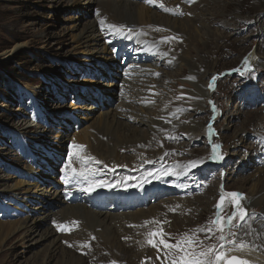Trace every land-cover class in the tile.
Here are the masks:
<instances>
[{
	"label": "rangeland",
	"instance_id": "374dc122",
	"mask_svg": "<svg viewBox=\"0 0 264 264\" xmlns=\"http://www.w3.org/2000/svg\"><path fill=\"white\" fill-rule=\"evenodd\" d=\"M182 1L183 0L175 3L173 0H169V1L162 0V5L164 6V8H167L168 11L163 10V8L161 7L160 9H158L156 6H153L151 10H154L163 16L164 15L169 16L173 19L195 20L196 15L192 16L190 10L194 6L199 5L204 0H194L193 4L188 6L186 5L187 0L183 2ZM257 1L258 0H223V1L220 0L219 3H217L218 7L213 9L215 12L223 9L221 10V12H219V15L226 17L225 23H229V22L232 23L234 22L235 18L237 19L235 20L237 23L236 28L235 29L232 28L229 31L227 29H224V24L211 25V29L214 31V33L219 32V33H223L224 35H229L230 33H234L236 35L227 40L220 41L219 43H217V46L212 45V47H209L208 50L211 52L212 56L209 58V61L207 62L205 61L206 64L199 62L201 57L198 56L199 55L198 53L193 54V58H194L193 62L197 63V68L201 64H203V68H201L200 71L201 74L206 73L205 71L208 70L207 68L209 67L210 62L212 64L213 63L217 64L214 70L211 71L209 77L206 78L205 80L206 82L204 84V86H207V84L212 78L213 79L216 78L218 80V82H216V88H215L216 92L214 94L215 99H212L211 101L208 102L210 105H212L214 102L215 106L211 107L206 103V101H203L206 103V104L204 103L206 109L205 113H202L201 115H197V118H195L194 116L192 118L190 114L185 115L182 117L183 119L182 122L178 121L176 124L174 123V125L171 127L173 128L175 125L178 128L187 127L189 125L188 123H190L192 119L194 121V118L196 120L200 116H202V118L203 116L204 117L209 116V121L207 125L203 126L205 129V133L203 134L202 138L192 143H190L191 139L188 136H184L183 134L177 131L175 132L171 131L169 133L163 134L165 135L164 136L165 139H169L171 141L172 143L171 150L176 153H180L182 151L181 154L184 155V158L173 159L168 163H161L158 161V159L156 160L157 156H155L156 154H160L161 151L159 153L158 152L150 153L148 155L149 161L156 160L158 166L156 164L153 165L151 163H148L147 166L148 171L155 172L157 169L160 168L161 164H164L165 166L169 167L172 165H179L183 160L201 159V158L209 157L210 154L206 150L210 151L212 147L210 142H212L214 140V137L216 136L215 132L211 129L213 128L214 124H215V129L216 128L219 129L220 123L223 122L222 119H219L220 118L219 111L217 113L218 108L220 110V105L218 102L221 101L222 102L221 104L224 103L225 108H228L229 110L232 108V106L233 107L235 106L236 108V105H233L232 98H233L234 89L237 84H241V88H244V85L246 84L247 86L250 87V85L259 82H261L260 85H264V63H260L261 67L257 68L259 70H255V71H252V69L256 68L257 66H260V64H256L252 68L243 65L245 63V59L250 54H252L253 52L256 53L258 51L259 46L257 47V44H260L261 35L263 34L264 31V0H263V5L262 3H258ZM178 4L182 6V8L180 7V9L181 12H183V16L181 18L174 17V16H178L176 12L174 16H170L168 12H170V10L173 8H177ZM140 5L146 7L141 3ZM211 7L212 5L210 6V9ZM81 11L82 8L80 9V6L75 0H0V223L2 224V226L0 227V264H40V262L44 258V255L47 254L45 247L41 245H33V243L35 244L37 242V239L39 240L38 234H35V236L32 237L31 236L28 237L27 235H25L24 232L13 234L9 230V228H7V226H9L10 224L15 225L18 223V221L28 219L27 216L28 214L22 216L24 211L26 210L29 211L30 209L31 211H33L32 208L41 205L39 201H33L34 203H31L32 201L31 202L28 201V199L36 200L35 197L38 198L37 200L41 198L40 196L34 194L36 186H41L43 188H51L52 191L54 192L55 188L53 189L52 187H54L55 184L59 183V180L62 178L63 175L62 162L61 163L58 162L57 160L58 157H56L57 151L60 150L59 149L60 143L58 142L59 132L56 129V125L55 126L52 125L46 128L43 122L40 123L39 115H43L44 117H46L48 112L52 110L54 111L55 106H66V107L68 106L67 107L68 110L70 109L69 106H71L73 100H75L76 97H81L84 95L90 96V100L87 101L86 105H94L96 107V103L98 101L97 96L106 95L103 92L105 88H108L106 87V85L109 84L106 82H102L101 80L94 79V76H97L95 71L98 69L99 64L98 66L96 63L95 66H90L91 64L90 65L86 64L85 61H88L87 56L89 55L85 52L88 51H86L85 45L83 44V42L79 40L78 37L79 33L82 31V28L86 22H90L89 20L101 21L102 19L97 18L98 11L95 8H93V10H90L88 14ZM81 16L84 17L80 19ZM151 20H153V18H151ZM201 20H206L207 24L209 23L208 21H210L207 20L205 17L202 18ZM219 21L223 22V18L222 17L219 18ZM251 21H253V23ZM203 23L204 22L202 21L201 22L198 21L196 26V28L202 30L199 31L201 32L200 37L201 38H204L205 36L210 37V34L207 32V29H209L207 28L208 25ZM250 27L252 28L250 29ZM140 28L143 31L148 28L155 29L152 32L150 31L151 36L144 34L146 38L151 40H156L154 39L155 38L154 36H158L156 37L157 40L159 39L165 40V38L168 37H175L176 39H171V40H173L176 43V47L179 52L178 55L180 57L183 55L184 51H187L186 49H188L187 38H185V36L182 34L173 33L172 29H168L159 25H146V24L140 25ZM157 29H163V31H158ZM195 36H199V35L195 33ZM217 39L218 37L214 38L215 42H218ZM112 40H113L112 37H107L102 42V44L105 45V43H109ZM212 42L213 41H211V43ZM18 45H22L23 47L19 49H15ZM160 45H161V41H160ZM106 46L109 47L110 45L106 44ZM121 46L122 45L120 43H115L114 48L118 51ZM198 47L201 48L202 43L198 44ZM117 51L115 52L113 51L111 55L112 58H113V54L117 55L116 53ZM206 53L208 52H204L202 50L200 56L202 55V57L204 58H207V56L209 57V55ZM118 59H120V57L114 60L118 61ZM123 59H124L123 54H121V60ZM136 62H140V61H136ZM169 62L171 63L172 61ZM177 63L178 61L176 62V64ZM176 64L168 70L166 69L167 67L163 65L165 66L164 68L155 71V73L162 72L164 78L162 76L160 79H157V76L153 75V73L148 74L151 77H155L153 80H151L153 81V83H150L149 78L145 77L146 80L143 82V84H138L137 82H133L129 84L127 88L132 89V92L135 91H149L151 93L154 92L155 94H158L160 100L164 99V102L168 100V103L173 104L174 106L175 101L178 102L180 99L184 97L189 98L193 96V94L190 93L192 91V88H189L188 86L195 82L193 79H188L193 75L190 73L191 72L190 69H186L182 73V77L181 79H179L178 83H176L173 79L167 80L166 83L170 84L171 86H174V88L169 89L167 92H164L163 89L160 88V85L156 84V81L160 82L161 80L166 78V73L174 72L175 71L174 68L176 67ZM142 65H143L142 62L138 64V66H142ZM147 65L150 66V64ZM179 65L180 63L178 64V66ZM148 66H144V67H148ZM137 69H140V67ZM114 70H116L117 72L120 71L119 67L115 68ZM150 71L153 72V70ZM84 72H89V73L88 75L84 76ZM98 73L100 72L98 71ZM175 74L176 73H173V76ZM114 75L121 76L118 73H114ZM228 80L230 81L231 86L230 84L227 83ZM121 82L124 84L127 83L124 79H122ZM181 82H183V84ZM194 84H198V80H196ZM100 86L102 87L103 91L102 90L100 91L99 89ZM206 92L207 89H205V92H203V94H206ZM247 95L248 97H251L252 100H255L259 96V88L255 87L254 91L252 93H248ZM44 98L46 101H48V103H50L51 106L50 108L49 107L47 108L48 105L45 106L47 110L45 109V107L42 106L43 103L45 102ZM22 100L24 101V103L21 102ZM64 100L67 102V105H60L59 101H64ZM108 100L109 99L107 98V101ZM78 102L80 103L81 101L78 100ZM164 102H160V104L156 103V106L153 107V110L151 109L156 114L154 121L158 123V125H154L153 145H154L155 135L160 134L161 129L167 130L169 128L168 125H165L162 122L160 123V121L158 120L163 112L165 113L168 112L164 108L166 107L164 106ZM21 103L22 105H20ZM178 103L179 104L191 103L192 105V102L188 101L187 99L179 101ZM256 105L252 104V107L250 109L245 111V113H242L243 115L240 116L241 118L239 120L236 119L235 121L237 126L232 127L230 131L224 133V128H222L223 130H221V132L217 131L219 140L217 142L212 143V144L218 143V145H221V149L223 150L222 152H225L223 153V155L226 156L228 154L226 157V161L234 159L233 163L236 171H238V169L236 168L237 165L241 163L243 158L246 159V154L248 153V151L252 150L251 148V136L253 134L252 126H254V123L256 122V118L255 116L252 115V113L255 112L256 110L258 111V108L255 109ZM132 107H134L137 110H147L144 107H139L137 105ZM101 108L100 109L98 108L97 109L98 111H95L94 114L90 115L92 121L98 120L101 114L111 110L110 107L108 106H106L105 108L103 107ZM185 108L189 110H193L190 109L189 107H185ZM18 109L22 110L25 114H28L29 112L30 114H32L31 117L29 118L27 115H25V117H17L18 114H20V112H17ZM168 109L170 113L173 111L172 106L168 107ZM183 109L184 108L173 111V117L176 118L178 115H181L179 112L183 111ZM207 110L209 112H207ZM80 111L82 110H79L78 112ZM233 111L235 112V110H232V112ZM260 111L264 114V111H262V109H260L259 112ZM87 114L89 113L84 112V115L87 116ZM76 115L79 116V113L74 114V116ZM188 116L190 118L187 120ZM216 116L218 117V119L214 123ZM248 116H250L251 118L249 117L250 119L246 121V124L244 125V127L247 128V131L245 132V134H243V141H239L238 149L229 150L228 147H230L231 144L235 142V140L226 139L225 142L227 143L228 145L227 146L225 142L221 141V134L222 136L232 135L236 131L237 127H239V124ZM130 119L135 120L134 123L137 121L135 117ZM83 120H85V123L81 126L80 129L81 131L89 127V123H91V120H89V122L86 119ZM27 121L31 122L32 124L30 125L32 126L31 128L37 130V137L32 136V134H34L33 131L31 132L30 130H27L23 132L22 129L25 127ZM206 127H210L208 131L209 133L206 132ZM44 130L47 132L44 133ZM9 133H12L13 137L7 136V134ZM91 133H93V131H91ZM41 137L49 140V143H47L49 144V146L41 147L44 146V144L38 142L39 140H41ZM208 138L209 140L211 139L210 142ZM185 139H187V142L185 141ZM260 140H262V137H259L257 141V145L259 147H260L259 144ZM1 141H4L5 144L2 145ZM204 141L206 142V144H204ZM31 146H33V149L39 147L43 150L44 148V151L41 154L37 155L38 164L33 166V171L29 176L24 174V172L16 173L15 169L19 171L21 170L23 171L26 169L27 164H25L23 161H20V159L25 161L31 160L30 155L27 154L25 156L23 154L24 152L28 153ZM34 151L36 152L37 150ZM138 153H139L138 157L144 156V152L142 151V149H139ZM238 153H240V155ZM121 156H123V154H121ZM134 161L135 160L131 161L128 166H132L134 164ZM118 162L120 164H123V160H119ZM47 164L49 165V167ZM143 165L144 163L140 162L139 168L142 167ZM221 169H225L227 171L226 166L222 167ZM243 171L247 173H242L243 176L240 178L234 176V173H230V174H226L225 178L222 179L223 185L228 186L227 187L228 191L229 190L239 191L236 190L237 187L236 185H238L237 184L238 181L246 180L250 176L254 175L250 184L247 185V188H250L253 185V183H255V181L260 178V174L263 173L262 172L259 174L258 173L259 171L253 170L252 167H249L248 170H246L245 168ZM224 174H225L224 171L218 172L219 177H223ZM190 177L191 176L188 173L187 175L179 176V178L175 176V180H169L165 177H163L162 180H168L169 184H173V183H180V184L184 183V185H189L190 183L197 184V182L195 180L193 181ZM151 179L152 178L150 177L146 178V180H151ZM188 179L189 182L185 184L184 180H188ZM19 181H23V182L26 181L27 183L33 182V184L30 186H26V185L24 186V189H30L31 191V194H29L27 198L25 197L23 198L24 194L22 193V190H20V188L17 189L16 191H12V188H14ZM34 183L36 184V186L34 185ZM62 186L63 185L61 184V187ZM18 192L19 193L21 192L20 195L22 196H19ZM245 194L249 195L248 192H245ZM195 195H198V193ZM171 196L173 195H169V197ZM174 196L182 198L181 196H177V194H175ZM197 198L199 199V195ZM197 198L187 194L184 198V204L187 201H195V199ZM216 198H217L216 191L215 189L211 188L210 195L204 197L205 199L204 202L206 203L208 202L209 199V204H211L209 208H204L203 210L202 207V210H200L199 212L193 215L192 213L193 209H189L191 211L187 210L186 212H184L183 210L185 208L182 205L175 212L165 211L164 213H162V218L166 224V229L168 233L167 239H165L167 244L175 245V241L178 240L180 234L183 232L187 233V230L194 232L193 230L197 228L207 227L209 225V221L214 219V217L210 214L211 211L215 210L216 205L219 201L218 200L215 204ZM62 203L64 205H67L64 202ZM80 204L83 203L80 202ZM150 205H148L147 207H149ZM247 209L249 214L255 213V218H262V216L260 215H262L261 212L264 211V204L263 203L260 204L259 202L257 205L255 204L253 209L251 208H247ZM61 210L62 208H58L54 210L53 213H57L58 211ZM96 212L102 213V215L107 218L108 215H112V214L114 215V213L112 212L110 214L108 210L102 212H98V211ZM231 212H232V208L228 207L224 210L223 216L227 217L228 215L231 214ZM34 214L32 217H29L30 218L29 220L31 222L34 221L35 218L40 216ZM10 215L12 216V218L9 217ZM17 216H19V218H17ZM175 218H179V220H181L182 222L184 221L183 223L180 222L177 228L174 226ZM237 220L239 219L237 218L236 220H234L233 224ZM48 227H49V223H47L45 227L41 228V230H45ZM171 227L173 228V230L178 231L173 236V240L171 239L172 236ZM52 230L54 231L56 236L61 237L62 240H67L68 237H72L73 235L71 234V236L68 235L66 236L67 234L66 231L63 232L60 230L56 232L54 229ZM241 230L239 231L237 230L236 235H239V232ZM216 234L218 236L220 235L218 231L216 232ZM235 239L240 242L239 236ZM209 241L210 238L208 237V235L204 233V240H202L203 244L196 245L195 250L201 251L203 249V246L206 243H209ZM80 244H81L80 241L72 240V245L74 246L72 250H75L78 253L80 250ZM95 249L98 252V247H96ZM171 250H172L171 257L173 259L175 251L174 248H172ZM166 252L170 253V250L167 247H166ZM106 254H108L111 257V262L120 261V259L115 258L112 255V253L107 251H102L100 255L104 256ZM116 254L119 255V258H121V254L117 252ZM134 254L135 256L133 258H130L129 261H126L127 262L126 264H164L163 262H165V261L163 262L160 261V256L165 254V251L163 250V244H160V247L157 245V247L151 246L142 249L141 251ZM56 256L57 255H55V257ZM52 264L55 263L53 262ZM165 264H169V261H167V263Z\"/></svg>",
	"mask_w": 264,
	"mask_h": 264
},
{
	"label": "bare ground",
	"instance_id": "6f19581e",
	"mask_svg": "<svg viewBox=\"0 0 264 264\" xmlns=\"http://www.w3.org/2000/svg\"><path fill=\"white\" fill-rule=\"evenodd\" d=\"M75 1L80 6V9L82 8V11L87 14L90 10H93V8L97 9L99 13L97 18L104 20L106 25L110 23L118 26L124 25L127 28L134 29L133 33L131 34L133 38L124 39L120 35H113L111 30H109L107 27L102 28L100 25V21L89 20L90 22H86L85 25L83 26L82 31L79 33L78 37L79 40L83 42V44L85 45L86 51H88L85 52L89 55L87 56L88 61L85 62L86 64L89 65L91 64L90 66H95L96 64L98 66L99 64L98 67L99 72L101 71L100 67L102 66L106 67L108 71V75L106 77H110L109 75L111 71H114V73H119L116 70H114L115 66L117 65V62H115V60L111 57L112 51L109 50V47L106 46L105 42H104L105 45L102 44V42L107 37H112L114 41H117L123 45H130L131 48L129 49V52L137 54L135 58L139 61H144V62L149 61V58L147 56H150L151 54H153V57L156 56L155 48H153V53H152L149 48L148 41H151L153 46L158 47L159 45V48L156 50L164 54L166 59L163 62V65L167 67V65L170 64L169 61H174L175 57L179 56L176 43L173 40L167 41L161 39L163 42L161 41V45H160V41H159L160 39L151 40L144 36V34L150 35V31L152 32L155 29L148 28L143 31L140 28V25L142 24L159 25L168 29H172L173 33L184 35L185 38H187L188 49L186 50L188 52L184 51L183 55L181 57L179 56L178 63L174 68L175 71L166 73V78L158 82V84L160 85V88H162L164 92H167L169 89L174 88V86H171L170 84L166 83L167 80L173 79L176 83H178L179 79H181L182 77V73L184 72V70L190 69L191 70L190 73L194 76L195 80H198V84L192 83L191 85L188 86L189 88H192V91L190 93L193 94L195 103H197L194 106L192 105L188 106L190 109H193L194 111L191 117L193 118L194 116L195 118H197V115H201L202 113L206 112L205 104L211 101L212 99H215L214 94L216 92L215 91L216 82H218L216 78L214 79L212 78L207 84V86H204L206 82L205 81L206 78L209 77L211 71L214 70V68L217 65L216 63L212 64L210 62L209 67L207 68L208 70L205 71L206 73L204 74L200 73L201 68H203V64H206V62L209 61V58L212 56L211 52L208 49L209 47H212V45L217 46V43H219L220 41L227 40L236 35L234 33H230L229 35H224L223 33H219V32L214 33V31L211 29L212 24L215 25L224 24V29H227L228 31L232 28L233 29L236 28V24H237L235 21L237 20L236 18L232 23L231 22L225 23L226 17L219 15V12H221V10L223 9L216 12L213 10L214 8L218 7L217 3H219L220 0H204L199 5L194 6L190 10V13H192V16L196 15L195 20L173 19L169 16H165V15L163 16L154 10L141 6L140 5L141 0H75ZM173 1L177 3L180 2L181 0H173ZM257 2L262 3L263 5V0H258ZM211 5L212 7L210 9ZM83 17L84 16H81L80 19ZM204 17L207 20H210L208 21L209 22L208 24L206 23V20H201ZM221 17L223 18L224 23L219 21V18ZM151 18H153V20H151ZM198 21L199 22L202 21L204 22L203 24L208 25L207 28L209 29H207V32L210 34V37L209 36H205L204 38L200 37L201 32L199 31L202 30L196 28ZM251 22L253 23V21ZM251 28L252 27H250V29ZM195 33H197L199 36H195ZM215 37H218L217 39L218 42H215L214 40ZM263 37H264V31L263 34L261 35L260 44H257V47L259 46L258 51L256 53L253 52L245 59V63L243 64L244 66L252 68L256 64L264 63ZM211 41H213L212 42L213 44L211 43ZM200 43H202L201 48L198 47V44ZM21 47L23 46L18 45L15 49H19ZM202 50L204 52H208L206 54H208L209 57L207 56V58H204L202 57V55L200 56ZM194 53L199 54L198 56L201 57L199 62L203 63L198 68H197V63L193 62ZM145 54H147V56ZM179 63L180 65L178 66ZM157 64L158 63H155V65ZM259 67H261V64L260 66L253 68L252 71L259 70L257 69ZM134 70L135 69L130 70L129 74L126 75L125 78H132L131 73ZM151 70H153V72L152 71L147 72V75L152 73L153 75L157 74L155 73L156 68H152ZM88 73L89 72H84V76L88 75ZM173 73L176 74L173 76ZM158 74L159 75H156L157 79H160L163 76V73L160 72ZM145 77L146 74H142L137 79L134 78L132 79H134V82H137L138 84H143V82L146 80ZM112 79L117 80L119 79V77H114V78L112 77ZM150 83H153V81H150ZM181 83L183 84V82ZM227 83L230 84V81L228 80ZM106 87L108 88H105L103 93L109 96L108 99L110 102L111 101L117 102L118 98L116 96V93H117V89H119L118 86L111 82L109 83V85H106ZM99 89L100 91L101 90L103 91L101 86ZM205 89H207V92L206 94H203V92H205ZM245 91L246 90L244 88H241V84L236 85L232 98L233 105H236V108L235 106L234 107L232 106V108L229 110L228 108H225L224 103L221 104L222 103L221 101L218 102L220 105L219 119H222L223 122L220 123L219 125L220 130L216 128V131L221 132V130H223L222 128H224V133L230 131L232 127L237 126L235 123L236 119L239 120L241 118L240 116L243 115L242 113H245V111H247L252 107L253 101L255 100H252L250 97L246 98V103H247L246 105L242 103V96ZM44 101L45 102L43 103L42 106L45 107L48 105L47 108L48 107L50 108L51 107L49 105L50 103H48V101H46L45 98ZM203 101H206V103ZM21 102L24 103L23 100ZM22 103L20 105H22ZM104 104L105 106H110L111 110L101 114L98 120H93V121L90 115L94 114L95 111H98L94 105L75 106L71 104L70 106L71 108L68 109L70 111L72 109L74 110L83 109L84 112L89 113L87 114L86 118H83L88 120V122L89 120H91V123H89V127H87L83 131L80 130V132L76 134L79 142L86 143L88 145V149L93 154V155H89L88 152H86V155H88V157L90 156L95 158L98 157L100 160H102L104 164H109V163L120 164L118 161L123 160V166H126L125 168H127L131 161L136 160L138 158L139 149H142L144 155L146 154L149 155L150 153L157 152L155 146L154 149L150 151L143 149V148L153 147L154 125H158V123L154 121L156 114L152 111L153 109L137 110L131 105L124 106L122 103L119 104L118 106H114L112 103H110L111 105L109 103H104ZM67 107L55 106L54 111L52 110L50 112L54 114V113H61L63 111H68ZM47 108L45 107L46 110ZM100 108L101 107H99V109ZM257 108L258 111L256 110L255 112L252 113V115L255 116L256 118V122L254 123V126H252L253 134L251 136V145L252 144L254 145L256 143L259 136L264 138V114L261 111L259 112V110L261 109L260 105L257 104L255 106V109ZM232 110H235V112L234 111L232 112ZM17 112H20V114H18L17 117H25V115H27L30 118L32 115L29 112L28 114H25L20 109H18ZM134 117L137 119V121L134 124L129 123L128 120ZM207 117L203 116L202 118V116H200L196 120L194 118V121H192L187 127L181 128L180 131L187 133V136L191 139L190 143L196 142L203 137L205 131L203 126H206V123L208 121ZM249 117L250 116L245 118L239 124V127H237L236 131L232 135L222 136V134L220 133L222 142H225L226 139L235 140V142L231 144L230 147H228L229 150L238 149L239 141H243V134H245V132L247 131V128H245L244 125L246 124V121H248L251 118ZM174 123H175V117H172L170 127H172ZM49 124H51V122H49ZM26 125L22 129L23 132L27 130H30L31 132L33 131L34 134H32V136L37 137V130L31 128L32 127L30 126L32 125L31 122L27 121ZM91 131H93V133H91ZM46 132L47 131L44 130V133ZM164 136L165 135L161 133L155 135V139H160L161 142H164V149L161 150L160 154H158L159 155V157L157 158L158 161L161 163H168L173 159H183L184 155L181 154L182 151L180 153H176L172 151L171 141L169 139H165ZM42 139H46V138H42ZM42 139L39 140L38 142L42 143L43 142ZM141 145H144L145 147H140ZM38 149H39L38 151L40 152L35 153L32 156L31 161H25L20 159V161H23L25 164H27V167L25 170H23V172H27L28 176L31 175V172L33 171V164H32L33 159L35 158V156L38 157L37 155L44 151V148L43 150L42 149L40 150V148ZM79 149L81 150V147ZM34 150H37V148H35ZM122 151L123 152L129 151L130 153L121 156ZM222 151L223 150L221 149V147L217 149V159L215 160V164H214L215 168L221 169L222 167L226 166L227 172L233 171L235 169L233 163L234 159L226 161V157L228 154L224 156L223 153L225 152ZM210 152L212 154V150ZM165 153H168V155L165 156L164 155ZM76 154L79 155V152ZM238 154L240 155V153ZM75 155H73V157ZM86 155L84 156V158H86ZM263 155H264V144L262 145L261 148L254 147L252 150L248 151V153L246 154V159L243 158L241 163L237 165L236 168L238 169V171H235L234 173L238 178H240L243 176L242 173H247L243 171L245 168L246 170H248L249 167L255 169L256 166H258L259 164L261 165V169L258 168L257 170L259 171L258 172L259 174L262 172L263 173L260 174V178L257 179L250 188H247V185L250 184L254 175L250 176L246 180H239L237 183L238 185H236L237 186L236 190L240 191L238 193H243V192L249 193V195L245 196L246 200L243 202L247 207L251 206V208H253L255 204L257 205L259 202L260 204L262 203L264 204V156ZM59 156H60L59 151H57L56 157ZM161 157H163V160L160 159ZM90 162L91 161H89L88 159H83V163L89 164ZM73 168L74 167L71 168L69 166H67L66 168L64 167L62 178L63 181L66 182V184L65 186L61 187V190H59L58 189L59 187L55 185L54 188H56V190L53 192L51 188H43L41 186H36V184L34 183V185L36 186L34 194L40 196L41 198L37 200L38 198L35 197L36 200L28 199V201H32V203H34L33 201H39L41 205L32 208L33 211H31L30 209L29 211L26 210L23 212L22 216L28 214L27 215L28 219L18 221V223L15 225L10 224L9 226H7V228H9V230L13 234L24 232L25 235H27L28 237L29 236L32 237L35 236V234H38L39 240L37 239V242L35 244L33 243V245H41L45 247L47 253L44 255V258L40 262V264H52L53 262L55 264H113V262H115V264H126L127 263L126 261H129L130 258H133L135 256L134 253H137L142 249L152 246V244L148 242L149 240H151L153 243H155L160 247V239L158 238V236L164 234V239H167L168 233L166 229V224L162 218V213H164L165 211L175 212L176 208H179L180 206L183 205L185 208L183 210L184 212H186L187 210L191 211L189 209H193L192 213L194 215L195 213L202 210V207L204 210V208H209L211 206V204H209V199L207 203L204 202L205 201L204 197L210 195L211 188L204 191L203 194L197 192L199 195V199L197 198L195 199V201H187L184 204L185 196L187 194L191 195L190 190L196 188V183H190L189 185L180 184L178 186L176 183L169 184L168 180H159L156 183L143 184L142 190L140 187L137 186L133 187L129 184H127L126 190L120 187L112 188L111 190L107 188L108 195H104L99 199H97L96 201L90 200L91 204L87 205L85 201L86 199H90L91 193L83 192L80 190V188H73L77 185L76 177L73 175L72 172ZM68 169H70L69 172ZM203 169H206V166H204ZM76 170L80 171V169H76ZM207 173L205 174V176H203L204 173H201L202 176L199 177H208L209 175H207ZM165 178L169 180H175L174 175H168L165 176ZM32 184L33 182L27 183L26 181L25 182L19 181L15 185V187L12 188V191H16L17 189L20 188V190H22V193L24 194L23 198L24 197L27 198V196L31 194V191L30 189H24V186L25 185L30 186ZM225 189H227V187H225ZM20 194L21 192L20 193L18 192V195L22 196ZM175 194H177V196H181L182 198L175 197L174 196ZM169 195H173V196L169 197ZM62 202L66 203L67 205H64ZM80 202H82L83 204H80ZM110 202H112L113 205L108 210L110 214L112 212L114 213V215L113 214L108 215L107 218L103 216L102 213L96 212L98 210L104 209L107 206V204ZM138 205L142 209L133 211ZM148 205L150 206L147 207ZM58 208H62V210L58 211L57 213H53V211ZM98 212H102V211H98ZM262 213L264 215V211ZM33 214L40 216L35 218L34 221L31 222L29 220L30 219L29 217H32ZM9 217L12 218L11 215ZM17 218H19V216H17ZM74 221L78 222L76 223V226L73 223ZM146 221L149 223L146 224L145 223ZM180 222L183 223L184 221L182 222L181 220H179V218H175L174 226L177 228ZM47 223H49V227L45 230H41V228L45 227ZM1 226L2 224L0 223V227ZM253 228L256 229L255 233L252 232ZM52 229H54L56 232L60 230L68 231L70 233L68 234V236H71V234L73 235L72 237H68L67 240H62L61 237L56 236V234ZM171 230H172L171 239L173 240V236L178 231L173 230L172 227ZM152 233H156V235H152ZM185 234H187L188 237H192L193 239L198 241L204 240V232L194 233L190 230H187V233L185 232L181 233L180 237L177 240V241H183L181 246L184 247L185 249H187L188 247L185 239ZM238 236L240 241L243 240L245 242L246 247L242 250L232 252L231 255L236 253L239 256H241L244 260L248 261L249 264H264V219H261L260 221H256V222L251 221L248 226L242 228ZM93 237H95V239H93ZM155 237H157L158 239H155ZM72 240H80L81 242L80 250L78 253L75 250L69 248L72 244ZM177 241H175V244L177 243ZM61 242L63 245L61 244ZM249 244H252L253 248H251ZM96 247H98V252L95 249ZM102 251H107L112 253V255L115 258L120 259L121 262L120 261L111 262V257L108 254L104 256L100 255ZM174 251H175L174 258H176L178 255L181 254L177 249H174ZM116 252L121 254V258H119V255H117ZM55 255L57 256L55 257Z\"/></svg>",
	"mask_w": 264,
	"mask_h": 264
},
{
	"label": "snow or ice",
	"instance_id": "6c2138e0",
	"mask_svg": "<svg viewBox=\"0 0 264 264\" xmlns=\"http://www.w3.org/2000/svg\"><path fill=\"white\" fill-rule=\"evenodd\" d=\"M145 3H148L150 5H154L156 3V0H144ZM190 2H194V0H190ZM163 10L168 11L167 8H164L162 4L159 5ZM182 14V13H181ZM97 15H99L97 13ZM101 27H107L109 30H111L113 35H120L124 39H132V33L134 29L127 28L124 25H115V24H105L104 20L100 21ZM158 31H163V29H157ZM176 39L175 37H168L165 38V40H171ZM163 42V41H162ZM113 51H117L115 48ZM166 55V53H165ZM247 63V61H246ZM156 75H159L158 73ZM191 79V77L189 78ZM180 111V110H178ZM167 122V121H166ZM264 143V141H262ZM83 147V146H81ZM140 147H145L144 145H141ZM221 145L214 144L212 145V156L211 159L216 160L217 159V149H219ZM165 156L168 155V153L164 154ZM81 163V169L80 171H77L75 168L72 169L73 175L76 177V184L80 186V190L83 192L91 193L96 190V188H108L111 190L112 188L120 187L127 189V183L128 180L131 179L129 177L123 178L122 181L114 182V183H107L102 180H97L95 177L98 174V169H95L92 167V164H88L85 166V164ZM89 161H91L94 164H101V161L96 160L95 157H88ZM163 160V157L160 158ZM143 163H151L155 164L156 161H149L145 160ZM203 163V160H194L190 161L189 163L185 165H172L171 167L165 166L164 164H161L160 168L157 169L155 172L153 171H146L144 176L151 177L153 179L162 180L163 177L168 175H174L179 178L181 175H187L190 169H193L200 164ZM67 167V166H66ZM105 168H108V165H104ZM126 167V166H123ZM181 169V171L176 172L174 169ZM145 182H151L150 180H145L144 177L137 178V187H140L142 190L143 183ZM246 200V197L243 193L238 192H227L223 189V187L220 190L219 193V201L216 205V215L215 218L209 221V225L207 227H201L197 228L194 231L195 232H204L206 235H208L209 238H211V235H214L215 232H219L220 235L217 237V239L220 241L219 247L217 248L216 245H212L209 247L208 252H211L213 249H216L215 255L209 259L208 258V252L205 251H196L195 246L196 245H202V241H198L193 239L192 237H188L187 234H185V239L187 242V249L182 247L183 241H177L175 245L172 244H166V242L161 239L160 244H165L167 248H174L177 249L181 254L178 255L176 258H173L171 261V264H248L247 261L238 259L236 256L231 255L234 251L242 250L246 247V244L243 240L240 242H237L236 232L233 231L234 228H243L245 226H248L250 222L255 219V213L249 214L247 207L243 203ZM231 207L232 212L227 217L223 216V212L226 208ZM239 219V224L234 225L233 221L236 219ZM261 219H264L262 217ZM78 223V222H73ZM146 224L149 222H145ZM60 227V226H58ZM227 230V231H225ZM152 235H156V233H152ZM229 237H232L233 239H229ZM95 239V237H93ZM150 244H152L153 247H157L155 243H153L151 240L148 241ZM167 258V254L166 257ZM115 264V262H113Z\"/></svg>",
	"mask_w": 264,
	"mask_h": 264
},
{
	"label": "clouds",
	"instance_id": "9594fccd",
	"mask_svg": "<svg viewBox=\"0 0 264 264\" xmlns=\"http://www.w3.org/2000/svg\"><path fill=\"white\" fill-rule=\"evenodd\" d=\"M119 104H121V103H119ZM124 105L126 104V103H123ZM129 121V123H131V124H133V122H131V119H129L128 120ZM160 152V151H159ZM158 152V153H159ZM156 155H158V154H156ZM261 169V168H260ZM240 192V191H239ZM244 193V192H243ZM245 194V193H244ZM246 196H247V194H245ZM197 198V197H196ZM218 199H219V196H217V198L215 199V204H216V202L218 201ZM251 207V206H250ZM251 209H253V208H251ZM105 210H108V209H102V210H98V211H105ZM176 210H178V208H176ZM109 211V210H108ZM135 211V210H134ZM259 211V210H258ZM261 212V211H260ZM211 215V214H210ZM216 233V232H215ZM66 237V236H65ZM202 251V250H201Z\"/></svg>",
	"mask_w": 264,
	"mask_h": 264
}]
</instances>
